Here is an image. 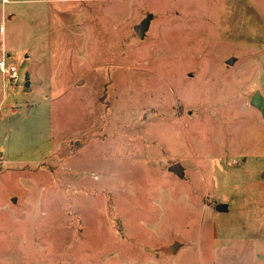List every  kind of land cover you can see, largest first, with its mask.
<instances>
[{
    "label": "rangeland",
    "instance_id": "1",
    "mask_svg": "<svg viewBox=\"0 0 264 264\" xmlns=\"http://www.w3.org/2000/svg\"><path fill=\"white\" fill-rule=\"evenodd\" d=\"M3 53L0 264H214L215 206L256 201L264 0H0Z\"/></svg>",
    "mask_w": 264,
    "mask_h": 264
},
{
    "label": "crops",
    "instance_id": "2",
    "mask_svg": "<svg viewBox=\"0 0 264 264\" xmlns=\"http://www.w3.org/2000/svg\"><path fill=\"white\" fill-rule=\"evenodd\" d=\"M253 110L261 114L257 108L253 107ZM249 162L254 168L252 199L256 201L250 203L248 210L242 211L243 201L230 206L229 202L220 200L218 204H224L226 208L217 211L225 217L230 214L231 219L229 223L222 220L217 224L219 228L214 230L215 245L210 256L214 264H264V155H257Z\"/></svg>",
    "mask_w": 264,
    "mask_h": 264
},
{
    "label": "water",
    "instance_id": "3",
    "mask_svg": "<svg viewBox=\"0 0 264 264\" xmlns=\"http://www.w3.org/2000/svg\"><path fill=\"white\" fill-rule=\"evenodd\" d=\"M135 31L140 37L142 36V27H136ZM27 79H28V75L25 76L26 81H27ZM249 103L251 106L257 108L261 112V114L264 116V96L261 94V92L259 90H256L253 93ZM169 169L174 171V172H178L180 170V165L178 163L173 164V165L169 166ZM225 208H226V206L224 204H217L215 206L216 210H224ZM177 247H178L177 243L171 245L170 246L171 252H175Z\"/></svg>",
    "mask_w": 264,
    "mask_h": 264
},
{
    "label": "built area",
    "instance_id": "4",
    "mask_svg": "<svg viewBox=\"0 0 264 264\" xmlns=\"http://www.w3.org/2000/svg\"><path fill=\"white\" fill-rule=\"evenodd\" d=\"M0 73L10 84H17L20 81V72L11 54L3 53L0 57Z\"/></svg>",
    "mask_w": 264,
    "mask_h": 264
}]
</instances>
